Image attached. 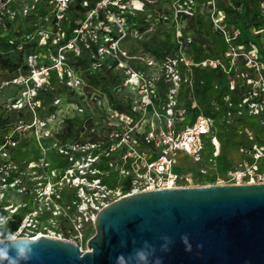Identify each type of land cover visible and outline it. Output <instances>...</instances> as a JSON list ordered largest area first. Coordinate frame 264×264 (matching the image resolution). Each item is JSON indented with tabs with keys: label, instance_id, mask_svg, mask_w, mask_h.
Wrapping results in <instances>:
<instances>
[{
	"label": "built area",
	"instance_id": "2783aa9c",
	"mask_svg": "<svg viewBox=\"0 0 264 264\" xmlns=\"http://www.w3.org/2000/svg\"><path fill=\"white\" fill-rule=\"evenodd\" d=\"M23 16L34 15L45 22L37 26L24 38L28 42H37L49 50L50 45L60 49L70 43L66 39L63 26L68 19V11L75 0H21ZM82 6L92 4L84 17L103 25L104 32L99 37L94 31L88 34V48L94 44L99 58L112 59L119 67L125 65L118 53V36L111 35L109 22L119 23V12L126 8L122 0H80ZM140 1V0H139ZM142 1V0H141ZM179 1V0H178ZM187 1V3H186ZM194 0H184L185 15H191ZM210 0L211 22L224 43L226 50L223 58L232 66L238 57H243L254 70V80L258 85L247 97L233 102L228 93L224 97L226 121L230 122L234 112L239 118L243 111L252 117L260 118L261 137L253 147L238 148L244 157L231 168L211 176L212 183L252 184L264 182V75L262 62L250 57L241 42V25L234 23L227 28L222 23L218 2ZM0 6V14H2ZM10 13L11 11L8 10ZM14 12L10 17H14ZM264 19V9L261 11ZM1 19V17H0ZM81 26V24H80ZM83 26V25H82ZM108 26V29L107 27ZM80 31H82L80 29ZM120 33V30H118ZM251 38L258 34L252 28L244 31ZM124 37V34L121 38ZM100 40V41H98ZM245 50V51H244ZM124 54V52H123ZM36 55H26V64L32 80L40 84L38 75L42 74L35 64ZM98 67L101 63L96 59ZM210 65L219 64L217 57L206 59ZM176 59H168L166 94H161L158 80L146 79L136 73H128L124 82L113 94L120 108L106 93L93 97L92 116L79 125L82 131L95 133V140H69L54 143L57 156L66 157L68 164L64 168L50 167L42 157L40 166L44 175L34 179L32 187L23 184L22 175L12 162V151L19 144L18 139L4 137L0 143V237L7 236L9 230L17 237L35 239L38 236L56 237L72 241L81 252L87 250L85 225L92 228L98 211L108 203L123 196L151 189L175 188L195 185L198 179L205 177L219 155L221 143L212 132L213 119L203 113H197L191 122H184L186 110L179 107L178 97L181 85L188 81L182 79ZM44 74H47L45 71ZM79 80L70 79V86H76ZM20 109L22 105H13ZM82 110V109H80ZM82 133V132H81ZM209 135L211 152L204 158V136ZM254 137H251L253 140ZM46 153V148L42 149ZM179 153L191 159L194 167L187 164L186 170L173 172V166L179 163ZM112 174L115 179H112ZM72 189L70 201L63 199V188ZM13 196L21 199L14 202ZM30 197L29 201L24 200ZM66 226L67 229L63 227ZM84 243L85 248L82 247Z\"/></svg>",
	"mask_w": 264,
	"mask_h": 264
},
{
	"label": "rangeland",
	"instance_id": "374dc122",
	"mask_svg": "<svg viewBox=\"0 0 264 264\" xmlns=\"http://www.w3.org/2000/svg\"><path fill=\"white\" fill-rule=\"evenodd\" d=\"M122 3L126 8L119 12V23L109 22L111 35L120 34L118 53L121 51L120 57L125 66L119 67L110 64L112 59L99 58L94 44L88 48L84 44L90 42V31L97 33L98 37L105 31L103 25L99 28L95 18L89 23L87 16L75 17L76 12L71 8L63 26L65 31L72 28L70 43L66 40L61 49L51 44L45 51L42 45L24 38L25 34L32 33L45 22L34 15L23 16L21 0H0L3 7L0 37L11 45L0 49V53L19 64L14 71L0 66V119L6 118L11 125L8 132L0 134V140L8 136L18 139L19 144L11 156L22 175L23 184L32 187L34 179L44 175L40 166L42 157L50 167L62 169L67 166L68 159L57 156L55 152L54 143L61 142L58 135L65 133L68 126L75 130V126L92 116L93 97L98 93H112L121 86L127 77V70L146 79L158 80L161 94L165 95L170 85L167 81L168 59L177 60L176 68L182 79L188 77V81L182 83L178 97L179 107L186 110L184 116L192 118L197 111L211 115L212 132L221 143L219 155L210 164L208 174L203 179L199 178L195 185L212 181L211 176L243 160L245 156L239 152L240 159L234 162L238 158L233 152L239 147L250 148L259 142L263 126L260 118L249 116L244 110L239 118L232 112L230 122L226 121L224 97L229 93L231 100L237 102L250 95L258 83L254 80V70L243 57H238L232 66L222 57L226 44L212 26L210 0H194L193 9L188 13L196 17L201 31L215 49L219 64L213 65L205 60L214 56L195 41L190 31L185 30L187 20L184 8L179 6H184V0H122ZM218 6L222 9V23L227 28L238 23L242 28L247 26L258 32L253 37L255 45L245 50L250 51L252 59L262 62L261 73L264 75V19L261 15L264 0H221ZM8 10L15 13L13 18ZM144 43H148L154 52L146 50ZM29 53L36 55L35 64L39 69L44 67L37 78L40 84L29 74L25 59ZM96 59L101 63L100 67ZM107 69L110 70L108 73ZM45 71L47 74H44ZM71 78L78 79L79 84L70 86ZM20 104V109L13 107ZM86 133L83 131L80 136H86ZM251 137H254L253 140ZM204 138L203 156L208 158L211 152L209 135ZM68 139L65 138L66 142ZM43 148H46L45 154ZM176 159L179 163L173 166V172L185 171L187 164L195 166L183 154L179 153ZM112 179H115L113 174ZM72 195L71 188H63L64 200L69 202ZM20 199L13 196L14 202ZM29 199L25 197L24 200ZM63 228L67 229L66 226ZM84 229L86 238L94 234L91 226L85 225ZM82 247L85 248L84 243Z\"/></svg>",
	"mask_w": 264,
	"mask_h": 264
},
{
	"label": "water",
	"instance_id": "95a60500",
	"mask_svg": "<svg viewBox=\"0 0 264 264\" xmlns=\"http://www.w3.org/2000/svg\"><path fill=\"white\" fill-rule=\"evenodd\" d=\"M93 227L83 252L48 236L28 238L33 251L26 237L0 248L18 264H264V182L132 193L102 207Z\"/></svg>",
	"mask_w": 264,
	"mask_h": 264
},
{
	"label": "trees",
	"instance_id": "16d2710c",
	"mask_svg": "<svg viewBox=\"0 0 264 264\" xmlns=\"http://www.w3.org/2000/svg\"><path fill=\"white\" fill-rule=\"evenodd\" d=\"M92 4H90L89 6H82L81 5V1L80 0H75L74 4L70 5L69 10L71 8H73L76 12L75 17H83L84 15H86V13L89 11V9L91 8ZM184 18L187 20L186 23V27L185 30L191 31V33L193 34V38L195 39V41L201 46L204 45L207 50L210 52L211 56H216V52L215 49L211 43V41L209 40V38H207L204 33L201 31L200 27H199V21L196 19L195 16L191 15H184ZM245 28H242V34L240 37V40L242 43H244L245 45H255V41L253 38H251L250 36L245 34V30L247 28V26H244ZM71 29H67L66 30V39H68L70 37V32ZM11 45L7 42V40L5 38L0 37V49H4V48H8ZM28 47V45H26ZM144 48L148 51L154 52L153 50H150V46L148 45V43H144ZM113 65L115 64L112 63ZM18 63L16 61H12L10 60L8 57H5L4 55H2L0 53V66L10 70V71H14L18 68ZM110 70L107 69L106 72L108 73ZM108 95L110 96V98L113 101H116V98L113 94V92L108 93ZM116 107L120 108V105L118 103V101L115 102ZM71 123V122H69ZM11 125L8 124V121L6 120V118L4 119H0V130L2 131L0 134L3 135L4 133L8 132L9 127ZM70 126L65 128V133L63 132L62 134L58 135L59 138H61V142L66 141L65 138H69L68 140H95L98 136L95 133H89L87 131L86 136H80L82 129L80 128V126H75V130L73 128H69ZM0 135V136H1ZM14 139H16L14 137ZM2 140V139H1ZM0 140V141H1Z\"/></svg>",
	"mask_w": 264,
	"mask_h": 264
},
{
	"label": "clouds",
	"instance_id": "9594fccd",
	"mask_svg": "<svg viewBox=\"0 0 264 264\" xmlns=\"http://www.w3.org/2000/svg\"><path fill=\"white\" fill-rule=\"evenodd\" d=\"M4 219H5L4 217L0 216V222H3ZM18 239H22V238L17 237L13 232H11L9 230L7 236L0 237V243H4L6 240L10 243H15ZM25 239H26L27 244H28V250L33 251L32 247H31L32 242L28 238H25ZM16 251H17L18 255L20 256V258L30 259L29 256L25 255L24 247H17ZM8 253H9V249L7 247L0 248V260H7L8 264H18L16 259L10 257ZM117 259H119V258H117Z\"/></svg>",
	"mask_w": 264,
	"mask_h": 264
},
{
	"label": "crops",
	"instance_id": "0c3cea01",
	"mask_svg": "<svg viewBox=\"0 0 264 264\" xmlns=\"http://www.w3.org/2000/svg\"><path fill=\"white\" fill-rule=\"evenodd\" d=\"M191 32V31H190ZM180 93H181V89H180ZM180 95V94H179ZM215 104H217V103H215ZM218 108V107H217ZM224 110V109H223ZM197 113H199L198 111L195 113V115L197 114ZM203 113V112H202ZM204 114V113H203ZM194 115V116H195ZM205 115H208V114H205ZM194 116L192 117V118H187V115L185 116V120H184V122H191L192 121V119L194 118ZM208 116H211V115H208ZM212 117V116H211ZM234 154H235V156L238 158L236 161H234V162H237V161H239V159H240V156H239V152H238V150H236V151H234L233 152ZM180 154H182V153H180ZM178 156H179V154H178ZM228 169V168H227ZM212 179V178H211ZM210 182H212V181H208V182H205L206 184H209Z\"/></svg>",
	"mask_w": 264,
	"mask_h": 264
}]
</instances>
